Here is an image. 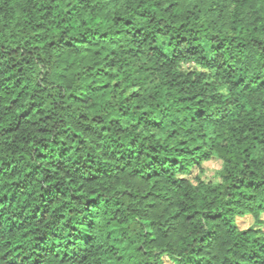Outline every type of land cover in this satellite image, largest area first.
I'll return each instance as SVG.
<instances>
[{"label": "trees", "instance_id": "1", "mask_svg": "<svg viewBox=\"0 0 264 264\" xmlns=\"http://www.w3.org/2000/svg\"><path fill=\"white\" fill-rule=\"evenodd\" d=\"M169 263L264 264V0H0V264Z\"/></svg>", "mask_w": 264, "mask_h": 264}, {"label": "rangeland", "instance_id": "2", "mask_svg": "<svg viewBox=\"0 0 264 264\" xmlns=\"http://www.w3.org/2000/svg\"><path fill=\"white\" fill-rule=\"evenodd\" d=\"M220 167H221V161L219 159L214 158V159L205 161L203 163V169H204L203 177L206 179H211V180L217 179L218 178L217 171L220 169ZM196 172H197V169H194L193 174H195ZM238 222L241 228H246L253 223V217L250 215L241 217L238 219Z\"/></svg>", "mask_w": 264, "mask_h": 264}]
</instances>
